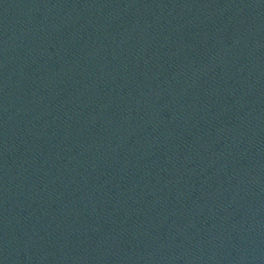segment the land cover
Here are the masks:
<instances>
[{
	"label": "water",
	"instance_id": "water-1",
	"mask_svg": "<svg viewBox=\"0 0 264 264\" xmlns=\"http://www.w3.org/2000/svg\"><path fill=\"white\" fill-rule=\"evenodd\" d=\"M180 0H0V170Z\"/></svg>",
	"mask_w": 264,
	"mask_h": 264
}]
</instances>
